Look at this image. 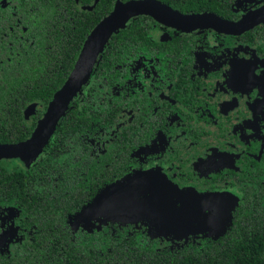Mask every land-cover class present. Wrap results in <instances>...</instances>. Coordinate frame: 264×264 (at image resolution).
I'll return each instance as SVG.
<instances>
[{"label": "flooded vegetation", "instance_id": "obj_1", "mask_svg": "<svg viewBox=\"0 0 264 264\" xmlns=\"http://www.w3.org/2000/svg\"><path fill=\"white\" fill-rule=\"evenodd\" d=\"M100 1L74 0L79 15L87 16ZM152 1L175 17L214 15L236 29L162 23L151 15L131 19L143 22L145 36L110 44L105 61L112 75L101 74L91 91L78 94L82 106L93 96L91 137H73L70 151L46 169L43 212L52 222L44 230L30 210L0 203L4 254L17 255L39 233L58 239L66 233L72 239L85 233L107 240L134 236L154 250L178 252L220 238L228 216L241 235L257 237L264 223V0ZM49 9V0H0V74L15 54L32 50L21 42L36 44ZM47 107L34 106L38 113L25 118L36 121L32 132ZM138 180L143 191H127L147 209L116 213L115 197ZM66 189L86 193L87 202L67 213ZM106 189V197L98 195ZM12 205L14 212L6 210Z\"/></svg>", "mask_w": 264, "mask_h": 264}, {"label": "trees", "instance_id": "obj_2", "mask_svg": "<svg viewBox=\"0 0 264 264\" xmlns=\"http://www.w3.org/2000/svg\"><path fill=\"white\" fill-rule=\"evenodd\" d=\"M49 4V12L41 23L45 32L38 34L35 45L21 42L25 46L32 45V50L27 48L22 54H15L14 61L3 64V72L0 74V143L19 142L31 134L36 121L29 123L25 119L26 108L29 104H35V107L49 104L72 71L82 44L110 11L112 0H101L94 15L89 16L79 15L74 0H49ZM16 16H21L20 12ZM138 19L128 22L109 38L81 94L85 90L91 91L94 81L101 74L112 75L109 69L111 65L105 61V52L110 44L116 40H125V44L128 41L138 43L137 39L145 36L146 29L141 27L143 22ZM7 22L4 18L3 24ZM25 25L29 26V21ZM17 43L20 44V40L15 41ZM81 98L80 95L73 100L48 144L29 165L23 161V165L14 164V160L0 161V203H15L25 211L30 210L34 221L44 230V225L52 222L51 217L43 212V203L49 199L44 180L48 170L53 167L59 155L70 151L73 137L87 139L92 135L90 125L95 119L91 108L93 96H87L85 106H82ZM34 113H38L36 108ZM107 190L98 195H104ZM66 192L64 199L67 213L78 210L87 202V194L84 192L77 193L71 189H66ZM6 210L14 212V205ZM72 216L75 215L70 214L69 217ZM227 218L222 224L220 238L205 240L202 247L188 245L178 252L171 249L161 252L154 250L149 241L132 239L134 236H130V240H107L104 236L96 239L85 233L72 239L71 234L66 233V238L58 239L44 238L39 233L35 241L27 243L25 249L17 255L4 254L0 248V264H264V223L259 224L257 237H251L241 235V227L231 226L232 217Z\"/></svg>", "mask_w": 264, "mask_h": 264}, {"label": "water", "instance_id": "obj_3", "mask_svg": "<svg viewBox=\"0 0 264 264\" xmlns=\"http://www.w3.org/2000/svg\"><path fill=\"white\" fill-rule=\"evenodd\" d=\"M139 15H151L162 23L178 21L182 24L197 22V25L211 24L223 26V30L236 28L232 23L214 15H188L179 17L175 12L158 1L130 0L122 2L118 0L114 9L104 17L90 32L86 38L79 56L61 88L55 93L48 107L39 120L31 136L25 140L13 143H0V161L20 159L29 165L43 148L48 144L54 134L60 120L69 110L73 100L81 93L88 83L94 67L104 51L109 38L128 22ZM231 28H225V27ZM35 104H29L25 110V118L29 119L34 112ZM107 191L102 195L106 197Z\"/></svg>", "mask_w": 264, "mask_h": 264}, {"label": "rangeland", "instance_id": "obj_4", "mask_svg": "<svg viewBox=\"0 0 264 264\" xmlns=\"http://www.w3.org/2000/svg\"><path fill=\"white\" fill-rule=\"evenodd\" d=\"M140 183L141 180H138L135 184L129 185L115 197L113 208H116V213L126 214L130 211H134L135 213L140 214L143 210L147 209L143 204L140 203V200L138 199L139 197L132 198L131 196L132 193L139 195V193L143 191L139 186ZM127 190H130L132 193L128 192ZM5 246L8 245L6 244Z\"/></svg>", "mask_w": 264, "mask_h": 264}]
</instances>
